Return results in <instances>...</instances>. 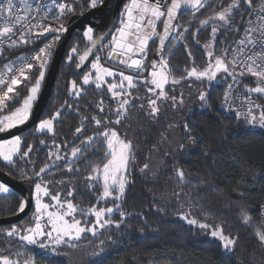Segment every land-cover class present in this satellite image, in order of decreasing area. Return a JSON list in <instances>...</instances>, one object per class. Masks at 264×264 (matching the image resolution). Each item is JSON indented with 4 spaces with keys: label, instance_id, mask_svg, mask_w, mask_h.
Here are the masks:
<instances>
[{
    "label": "trees",
    "instance_id": "trees-1",
    "mask_svg": "<svg viewBox=\"0 0 264 264\" xmlns=\"http://www.w3.org/2000/svg\"><path fill=\"white\" fill-rule=\"evenodd\" d=\"M230 2L231 0H206L199 12H186L179 18V28L171 38L164 58L169 61L170 78L185 79L178 85H166L165 90L169 96L177 98L183 93V104L174 108L168 102L158 101L160 112L153 117L149 114L146 99L152 94L147 93L145 84L141 83L132 92L134 97L139 98L128 107L126 117L121 119L119 125H109L121 137L132 140L137 148V163L129 167L127 178L130 182L119 201L126 215L122 217L114 212L109 217L120 222V227L113 224L109 228L100 229L95 236L86 232L79 241H74L76 248L63 244L57 246L55 252L51 251L49 241H45L50 246L41 253L38 245H27L18 238L0 234V254L14 257L19 252L18 259L23 261L31 257L35 264H264V244L255 235L256 229L261 226L259 218L264 200V132L252 129L243 119L226 117L221 113L220 104L228 80L225 82L219 76L218 82L199 81L187 78L185 71L192 67L199 70L207 66L209 61L203 45L210 39L212 25L210 22L208 26L201 27L200 21L214 16ZM259 2L260 0H253V5H258ZM73 8V13H84L92 7L90 0H78ZM241 16L248 18V11L243 5L233 16L232 23L235 27L218 25L220 30L214 45L216 55L221 54L226 47L229 49L240 37L245 24ZM67 20L68 18L64 27ZM162 20L163 18L159 22L158 32L161 30ZM84 32L79 36L75 34L68 44L42 117V120L48 119L56 111H60V117L54 122V130L37 133L34 127L21 134V149L26 150L28 145H32L34 150L27 158H14L13 164L0 157V169L18 179L31 177L33 190L36 182L51 181L48 185L51 192H59L62 200L67 191L74 188L70 198L79 208L112 207L114 202L111 199L99 200L102 194L101 184L92 182L93 186H89L85 179L91 172L86 161H90L92 165L106 162L103 141L97 142L84 157L73 164L76 171L68 172L66 161L60 160L40 177L35 176L40 167L52 164L55 160V157L48 155L50 149L57 151L53 147V141L61 146L59 153L63 156L70 153L71 147L78 146L84 137L98 131V127L90 120L91 117L103 119L107 116L109 121L116 119L109 109L114 110L117 101L112 98L107 86L97 88L94 84L85 85L81 74L77 73L76 57L89 44ZM180 35L183 39H179ZM157 39L153 38L148 44L144 62L147 70L139 74L131 70L127 74L150 79L147 71L150 69L149 63L157 46ZM74 47L78 49V54H72L71 49ZM107 51L106 49V54ZM20 52L19 50L18 53ZM70 55L71 61L68 59ZM29 73V81L34 83L39 75L38 69ZM73 80L77 82V88L82 90L79 97L73 94ZM107 81L119 82L116 79ZM30 87L31 83L27 87L25 84L16 87L20 99L9 103L6 112L21 106L22 98L29 94L27 88ZM200 92L206 93L203 104L199 100ZM101 102L104 106L103 113L99 111ZM141 103L145 107L141 108ZM83 117H89V121L84 122L82 134L78 135L75 130L80 127ZM184 125H187L191 139L188 138ZM40 141L45 143L41 144ZM148 155L152 157L150 161L146 160ZM67 159L71 160V157ZM145 162L150 164L149 174L139 171ZM174 167L183 169L191 182L180 183L175 177ZM61 181L64 183L61 184ZM176 192H181L179 199L174 195ZM22 200V196L12 190L0 195V217L18 213ZM43 201L51 203L49 197H44ZM182 204L186 206L181 207ZM187 205L192 206L190 212ZM34 212L35 199L30 214L13 225H31ZM182 212L198 222L209 224L211 229L222 226L225 235L237 238L235 246L226 251L222 242L210 235V230L189 225L182 219ZM242 212L251 217V223L243 221ZM77 218L82 221L87 219L89 223L94 221L91 216ZM13 225L0 226V230L10 229Z\"/></svg>",
    "mask_w": 264,
    "mask_h": 264
},
{
    "label": "snow or ice",
    "instance_id": "snow-or-ice-1",
    "mask_svg": "<svg viewBox=\"0 0 264 264\" xmlns=\"http://www.w3.org/2000/svg\"><path fill=\"white\" fill-rule=\"evenodd\" d=\"M205 2L206 0H171V3L168 4L167 0H130V3L125 5L124 11L121 13L120 27L115 29L116 34L112 36L108 44L104 43V34L94 38L93 28L91 26L87 27L83 35L87 38L89 46L83 51V54H79V62L81 63L87 61L94 51L107 49V59L111 60L115 57L119 63L127 68L138 74L143 73L147 70L144 64L146 49L149 41L154 37L159 40L160 57L151 63L149 79L141 75L134 77L133 75H125L123 72H114L111 68L102 66L100 56L96 55L94 62L91 64L92 69L95 70V77L93 78L91 74H85L83 84H94L97 88L107 86L112 98L117 101V107L114 110L109 109V112L115 115L116 119L109 121L107 116L103 119L95 116L91 117L90 120L98 127V131L94 135L84 137L79 141L78 146L71 147L70 153H65L63 156L59 153L61 146L53 141V147L57 151L50 149L48 155L49 157H55V160L52 164H45L40 167L35 176L40 177L42 173L53 167L56 161L60 160L66 161L68 172L76 171L77 169L73 168V164L79 158L84 157L97 142L103 141L102 147L106 148L104 153L107 158L106 162L102 165H92L90 161H86V166L91 168V172L85 179L89 186H93L92 182L100 183L102 194L99 200L111 199L114 202L113 206L79 208L70 198L73 196L74 188H70L66 197L62 200L59 192L55 194L51 192L48 186L52 183L51 181L47 183L43 181L36 182L34 185L35 212L32 224L13 225L10 229L0 230V234L8 238H18L27 245H38L42 249L49 248V243L45 242L49 241L52 245L51 251L55 252L56 247L63 244H69L72 248H76L77 244L74 241H79L86 232L95 236L100 229L109 228L113 224L117 228L120 227V222L113 221L109 217L114 212L122 217L126 215L119 201L122 200L126 185L130 182L127 178L129 167L137 163L135 159L137 148L132 140L121 137L116 129L109 125H119L121 119L126 117L128 107L132 105L135 99L139 98L134 97L132 92L141 83L145 84L146 92L152 94L146 97L151 116L155 117L160 112L158 101L168 102L174 108L183 104V93H180L179 98H177V96H169L165 90L166 85H178L181 80L185 79L184 77L179 79L170 78L169 61L163 55L165 42L169 39L172 31L179 28V25L174 22L181 10L189 9L194 13L199 12L204 7ZM98 3L103 4V0H90V7L95 8ZM241 5L248 11L247 19L241 16L246 24L244 34L236 42L234 48L229 51L226 47L220 55H216L214 45L220 30L218 25L225 28L235 27L232 19L235 12L241 10ZM53 9H56L55 14H53ZM70 12H74L73 6L63 2V0H49V3H44V0H21L19 6L15 3V0H0V56L4 54L5 47L16 49L34 43L35 40L46 33L55 34L53 41L39 48L32 56L21 55L5 64L3 69H0V111H7L9 103H15L17 99H20L19 93L16 92L18 85L24 83L27 87L31 83V87L27 88L29 94L22 98L21 106L9 115H0V132L13 129L29 119L32 104L39 93L45 75V68L51 58L55 42L59 40L60 35L67 31L63 24L59 22L66 13ZM50 15L58 26L53 27L52 24L44 23ZM161 18H164L162 34L157 32V22ZM210 22L212 25L210 39L203 45L209 62L202 70H198L196 67H192L191 70L186 69L187 78H195L199 81L207 80L211 83L219 75L225 82L231 79L234 83H238L240 79L247 76L254 77L256 86H245L248 95L239 97L240 108L236 109V114L250 127H264V108L251 99L252 94L264 95V0H260L258 5H253V0H231L226 7H223L214 16L201 20V27L208 26ZM197 31H200V29H197ZM179 39H183V36L180 35ZM197 42L199 43V41ZM71 52L72 54H78V49L74 47ZM68 59L71 61L72 56L70 55ZM34 67L38 69L39 75L33 83L29 81L28 73ZM117 76L119 77V84L115 82L108 83L105 79L106 77L115 79ZM71 88L75 96L79 97L81 95L82 90L77 89L75 80L72 81ZM232 88L233 84H228L227 91L224 94V103L228 110H233ZM199 100L202 104L206 101L205 92L199 93ZM67 107L71 108L72 106L67 105ZM140 107L143 108L145 105L141 103ZM99 111L104 112L102 102L99 105ZM60 115V111H56L52 117L40 120L38 131H53L54 122ZM85 121H89V117L82 118L80 127L75 130L78 135L82 134ZM184 127L188 133V138L191 139V133L187 129V125H184ZM192 142L195 143V140ZM40 143L44 144L45 142L40 141ZM21 144L20 136H14L7 141H0V157L9 164H13L16 157L21 159L29 157V154L34 150L33 146L28 145L26 150H22ZM181 147L183 146L181 145ZM155 150L154 146L153 151ZM69 156L71 160L67 159ZM151 159V155L146 156L147 161ZM139 171L142 174H149L151 172L150 164L145 162ZM174 174L180 183L191 182L183 169L174 167ZM25 178L32 179L26 176ZM60 183L63 184L64 182L61 181ZM10 191L8 186L0 183V194H8ZM174 195L179 199L181 192H176ZM44 197H49L51 203L44 202ZM26 205L27 201L22 200L19 204V211L23 212ZM185 206L184 204L181 205V207ZM187 207H189L190 212L192 206L187 205ZM157 210L161 211V209ZM241 215L246 224L252 222L251 217L246 212H242ZM77 216H91L94 217V221L91 223L87 219L82 221ZM180 216L189 225H197L203 230H210V235L219 238L222 247L226 251H230L235 246L237 238L225 235L222 226L211 229L209 224L198 222L197 219L190 218L189 214L182 212ZM262 229H264V224L256 229L255 235L258 241L264 244V230ZM101 243L103 244V241ZM9 246L11 247V239H9ZM15 255L19 257L20 253L17 252ZM93 255H97V253H93ZM0 264H34V261L31 257L21 261L0 254Z\"/></svg>",
    "mask_w": 264,
    "mask_h": 264
},
{
    "label": "water",
    "instance_id": "water-1",
    "mask_svg": "<svg viewBox=\"0 0 264 264\" xmlns=\"http://www.w3.org/2000/svg\"><path fill=\"white\" fill-rule=\"evenodd\" d=\"M125 2L126 0H103V4H99L95 8H90L84 13H73L68 18L65 25L67 31L60 36L57 42L53 58L45 73L41 90L34 103L29 119L24 124L18 125L13 129L5 132H0V141L10 139L14 136H19L34 128L39 123V121L42 120L43 114L51 98L52 91L57 80L61 64L65 57L68 44L72 37L75 34L79 36L81 32H84L87 29L88 26H91L95 30V37L99 36L100 34H104V43L106 44L113 36L115 29L118 27L120 13ZM170 3L171 0L168 4ZM186 12L193 11L189 9H182L177 17V20L174 23L178 24L180 16ZM162 32L163 22L160 33L162 34ZM174 33L175 30L172 31L169 39L165 42V51ZM86 48L84 50H86ZM83 51L79 54H83ZM79 54L76 57V69L78 74H82L90 66L95 56L98 54H100L102 62L105 63V49H100L98 52L94 51L93 55L89 56L88 60L82 63L79 62ZM159 57V40L157 39V46L151 56L149 63L150 70L151 63L154 60H158ZM0 182L8 186L12 191L20 194L23 200L27 201V205L23 212L19 211L18 213L11 216L0 217V226H10L13 224H18L22 220H24L32 211L34 204L33 179H18L13 177L6 171L0 169Z\"/></svg>",
    "mask_w": 264,
    "mask_h": 264
},
{
    "label": "built area",
    "instance_id": "built-area-1",
    "mask_svg": "<svg viewBox=\"0 0 264 264\" xmlns=\"http://www.w3.org/2000/svg\"><path fill=\"white\" fill-rule=\"evenodd\" d=\"M76 1H78V0H63V2L69 3L72 6H74V3ZM169 1L170 0H167V3H169ZM15 3L19 6L20 3H21V0H15ZM44 3H49V0H44ZM99 4L100 3H98L97 5H99ZM55 12H56V9H53V14H55ZM72 14H73V12L66 13L61 18L59 23L64 24L65 20L67 18H69ZM44 23L52 24L53 27L58 26L57 22L52 19L51 15L48 17V19H46L44 21ZM245 27H246V24H244V27H243V30H242V33H241L240 37L237 38L233 42V44L229 48V51L232 48H234L236 46V42L239 39H241V37L244 34V28ZM54 36H55L54 33H46L45 35L41 36L39 39L35 40V42L32 43V44L24 45V46L18 47L16 49H9V48L5 47L4 54L2 56H0V69H3L5 64H8L10 61L15 60L17 57H19L21 55L32 56L36 51L39 50V48L44 47V45H46L49 42L53 41ZM57 42L58 41L55 42L54 48L52 50L51 58L47 62L46 69L49 67V65L51 63V60H52L53 55H54V51H55L56 46H57ZM19 50L21 51L20 53H18ZM36 69L37 68L34 67L30 71H33V70H36ZM237 71H239V69H237ZM29 75H30V73H28V77H29ZM228 84H233L232 93H231L232 100H233V110H228L227 109V106L224 103V97H223V100H222V102L220 104L221 113L224 116H226V117H234V118H237V119H241L236 114V109L240 108L239 97L248 95L245 86H247V87H255L256 86V80L252 76H247L245 78L240 79L238 83H234L231 79H228ZM227 87H228V85H227ZM226 91H227V88H226ZM251 99L256 104L261 105V107H262V103L264 104V95H262V94H252L251 95ZM3 113H4V111H0V115H2ZM251 128L254 129V130H260V131L264 132V127H258L257 126V127H251ZM259 222H260L261 225L264 224V200H263L262 205H261V212H260Z\"/></svg>",
    "mask_w": 264,
    "mask_h": 264
},
{
    "label": "rangeland",
    "instance_id": "rangeland-1",
    "mask_svg": "<svg viewBox=\"0 0 264 264\" xmlns=\"http://www.w3.org/2000/svg\"><path fill=\"white\" fill-rule=\"evenodd\" d=\"M128 3H130V0L125 4V5H127ZM125 7V6H124ZM124 7H123V10H122V12L124 11ZM162 19V18H161ZM164 19V18H163ZM161 21V20H160ZM160 21H158L157 22V32L159 31V22ZM162 22H163V20H162ZM118 27H120V23H119V25H118ZM162 27V26H161ZM94 30V29H93ZM86 31V30H85ZM161 31V30H160ZM160 33V32H159ZM116 33L114 32V34L113 35H115ZM94 37H95V32H94ZM155 38V37H154ZM112 39V38H111ZM86 40H87V38H86ZM111 41V40H110ZM208 41H209V39H208ZM87 42H88V40H87ZM150 42V41H149ZM149 44V43H148ZM147 48H148V46H147ZM146 54H147V49H146ZM220 55V54H219ZM133 58H139V57H133ZM145 58H146V55L144 56V62H145ZM94 62V60L92 61V63ZM91 63V64H92ZM101 63V65L102 66H104V67H108V68H111L114 72H117V73H119V72H122V71H124L123 73L125 74V75H129V74H127V73H129L130 71H131V69H129V68H127L125 65H123V64H119L118 66H120L121 67V69H122V71H118V70H116V69H114V68H112V67H109V66H106L104 63H102V62H100ZM91 64H90V66L85 70V72L83 73V74H81V76H82V81H83V76L85 75V74H91L92 76H93V78L95 77V70L94 69H92V67H91ZM199 70H202V69H199ZM46 71H47V69L45 68V73H46ZM150 69H149V71H147V72H149V75H150ZM127 72V73H126ZM44 77H45V75H44ZM28 78H30V75H29V77ZM106 80H108V79H114V78H112V77H106L105 78ZM116 81H119V77L117 76L116 78ZM44 80V79H43ZM218 80H219V75L217 76V79L216 80H214V81H212V82H218ZM108 82V81H107ZM116 83V82H115ZM21 84H24V83H21ZM42 84H43V81L41 82V85H40V90H41V87H42ZM118 84H119V82H118ZM78 89V88H77ZM40 90H39V92H40ZM38 95H39V93H38ZM38 95H37V97H38ZM37 99V98H36ZM36 101V100H35ZM35 101L33 102V104H32V108H33V106H34V103H35ZM32 108H31V111H32ZM12 111H10V112H6V111H4V113L2 114V115H9L10 113H11ZM38 125H39V123L35 126V129H36V132L38 133V132H40V131H38ZM13 138V137H12ZM12 138H10V139H12ZM10 139H7V140H10ZM7 140H2V141H7ZM22 140V139H21ZM1 183V182H0ZM11 190V189H10ZM0 195H4V194H0ZM217 239H219V238H217ZM50 243V242H49ZM51 244V243H50ZM44 250H46V248L45 249H42V248H39V252L41 253V252H45ZM10 258H16V259H18V257L16 256V255H14V257H10ZM20 260V259H19ZM22 261V260H21ZM34 261V260H33ZM35 264V263H34Z\"/></svg>",
    "mask_w": 264,
    "mask_h": 264
},
{
    "label": "flooded vegetation",
    "instance_id": "flooded-vegetation-1",
    "mask_svg": "<svg viewBox=\"0 0 264 264\" xmlns=\"http://www.w3.org/2000/svg\"><path fill=\"white\" fill-rule=\"evenodd\" d=\"M125 6V5H124ZM123 6V7H124ZM123 10V9H122ZM122 10H121V13H122ZM121 13H120V18H121ZM118 25H119V23H118ZM118 28V27H117ZM106 50V49H105ZM98 55H100V54H98ZM103 63V62H102ZM106 66H109V67H112V68H114V69H116V70H118V71H122V69H121V67L120 66H118L119 64H121V63H119L117 60H116V58L114 57V58H112L111 60L110 59H107V58H105V63H104ZM122 72H124V71H122ZM20 136V135H19Z\"/></svg>",
    "mask_w": 264,
    "mask_h": 264
}]
</instances>
